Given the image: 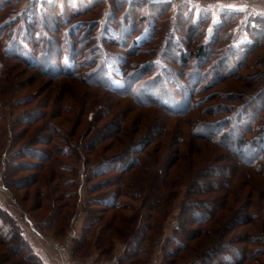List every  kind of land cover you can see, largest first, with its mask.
<instances>
[{"label":"rangeland","instance_id":"rangeland-1","mask_svg":"<svg viewBox=\"0 0 264 264\" xmlns=\"http://www.w3.org/2000/svg\"><path fill=\"white\" fill-rule=\"evenodd\" d=\"M29 1L15 0L1 14L4 21L14 22L19 31L13 39L18 40L19 47L23 44L25 57L37 61L38 69L6 57L0 42V202L18 220L23 232L29 233L26 239L32 248L36 244L44 262L63 264L60 247L70 245L68 253L73 260H92L95 264H110L113 258H119V264H200L198 254L216 246L219 248L215 252L225 253L223 259L220 255L219 264L237 263L236 253L242 250L243 264H264V144L259 142L264 130V43L249 51L230 74L231 54L219 49L226 46L221 40L207 49L214 52L212 59L196 56L201 42L209 41L214 25L222 21V12L217 10L222 0L211 7L213 14L204 27L205 35L198 30L190 32L188 27L192 13L198 18L201 9L209 10L201 7L202 0H70L71 4L55 2L54 7H46L54 0H31L40 13L44 43L38 47L42 41L38 38L36 42L32 39V44L21 43L23 18L27 14L32 18L35 10L27 5ZM44 8L47 14H43ZM51 21L55 34L50 33L55 30L50 27ZM234 35L235 46L247 42L238 26ZM45 48L60 58L64 51L63 71H69V66L75 68L73 76H51L55 61L50 63L43 56ZM215 71L225 76L213 84ZM32 112L41 119L24 125L34 116ZM243 115L254 119L242 120ZM110 125L121 132L114 130L110 136ZM94 131L103 133L106 139L93 152L84 151ZM130 146L128 158L147 163L145 172L157 175L168 186L159 197L164 212L167 210L162 213L164 221L158 225V232L149 233L155 239H147L140 246L142 252L133 258L127 247L135 232L125 239L114 237L113 231L105 232L110 244L97 245L103 226L118 212L130 216L132 210L103 209L104 205L97 202L104 200L101 194L109 196L117 187L99 193L91 190L98 182L119 176V172L101 176L96 169L102 163L110 164L109 159L122 160ZM143 146L147 147L145 151L138 153ZM26 149L50 155L51 161L42 164L29 155L16 157L15 164H42L45 169L36 173L25 170L28 166L16 170L11 166L4 174L7 152L16 155ZM172 162L170 177L165 178L163 170ZM141 171L137 168L123 177L115 199L117 206L133 207L137 214L134 231L152 222L147 223L149 211L138 198V190L131 187L132 182L146 180L140 177ZM34 174H38L39 182L33 185L4 183V179L21 182ZM69 182L73 186H68ZM198 187L201 195H195ZM172 192L175 199L170 202ZM61 205L63 217L72 214L64 225L61 219L56 224L51 217ZM97 209L104 213L89 212ZM157 210L152 212L156 217ZM209 214L211 219L205 224ZM26 216L42 238L26 230ZM97 216H101V222L88 220ZM89 224L92 230H87V243L80 248L75 245L76 238H82ZM224 224L227 235L220 238L215 231L210 238L205 235L191 241V232L175 234L180 227L209 234L213 228L222 230ZM166 226L168 240L180 237L181 242L191 244V249L181 252L176 260L165 257L164 243L169 246ZM73 228L75 238L70 235Z\"/></svg>","mask_w":264,"mask_h":264},{"label":"trees","instance_id":"trees-1","mask_svg":"<svg viewBox=\"0 0 264 264\" xmlns=\"http://www.w3.org/2000/svg\"><path fill=\"white\" fill-rule=\"evenodd\" d=\"M19 1H28V0H19ZM61 1L66 2L67 4H71L70 0H54V1H49L46 3V7L47 6H52L54 7V4L56 2V4L60 3ZM116 1V0H114ZM11 2H15V0H0V42L2 43V46L4 47V51L3 54L6 57H10V58H14V59H18L21 61H24L27 65H30L32 68L34 69H38V64L37 61H31L29 58L25 57V54L23 53V51L21 50L23 47V44L21 47H19V43L18 40H14V35L16 34V32H18L19 30H16V28H14V22L12 21H4L3 18H1V14L4 13L6 6L10 5ZM73 2V1H72ZM117 2V1H116ZM118 3V2H117ZM13 4V3H12ZM36 2L34 1V6L32 7V9L35 7ZM74 6V5H73ZM132 7V5L130 6V8ZM70 10H74V8H71L69 6ZM170 7H168L169 9ZM35 10H33L31 12L32 14V18L27 15L24 16L23 18V22L22 24H24L25 26L23 27L24 29V33L22 36V40L21 43H26V44H32V39L35 41V39H39L42 40L40 41L38 47L41 46L42 43H44L43 40V35H42V28L39 26V21H38V17L40 15V13L38 12V10H36V8H34ZM41 11V10H39ZM43 14H47V9L44 8ZM202 12H200L198 18H195L194 14H191V23H188V27L191 30L190 32H198L199 33L201 31V33L203 35H205L204 32V27L208 24V22L210 21V17L211 14H213V10L212 8H210L209 10H203L201 9ZM76 12H74L75 14ZM188 14V13H187ZM55 15V14H53ZM242 16V14L240 13H236L233 11H224L221 14V19L222 21H220L219 23L214 25V32L213 35L211 36V39L207 42L202 41L201 46L196 54V56H198L199 58L201 57H208L209 59L213 58V56L215 55L213 51H207L208 48H210L209 46L211 44H215L217 43L216 41L221 40V42L226 43V46H221L219 49L226 51L228 54H231V62L229 60V70H230V74L234 71V69L240 65L243 61V59L246 58L247 53L249 51H251L253 48H256L258 46H260L261 44L264 43V17H261L260 15L257 16H250V18L244 22L241 23V30L244 32V34L246 35L247 38V42L239 45V46H235L234 44H232V39L235 36V28L239 25V18ZM56 18V17H55ZM57 19V18H56ZM58 20V19H57ZM189 21V22H190ZM53 25V21H51V29H55ZM82 26V24L80 25ZM79 26V27H80ZM40 28V31L37 30V28ZM46 29V26L44 27ZM48 29V27H47ZM55 31H51V34H55ZM9 32L7 39L5 40V33ZM58 32V31H57ZM51 42H53V39H50ZM55 42V41H54ZM53 44V43H52ZM49 44V45H52ZM19 45V46H18ZM35 46V44H33ZM32 45V46H33ZM9 47H11V50L13 48V50L16 48V51H11L9 50ZM71 47V44H70ZM20 50V52H19ZM11 51V52H9ZM44 57H47L50 60V63H52L53 61H55V63L52 65V67L54 68L51 69L50 68V75L51 76H58V75H68L73 76V71H75V68H72L69 66V71H63V64H62V60L64 59V55H66V53H64V51L62 52V56L60 58V56L58 54H53L51 52L50 49H44ZM58 53V52H57ZM218 54H220V52H218ZM24 56V57H23ZM64 56V57H63ZM34 56L32 55L31 58H33ZM41 57V56H39ZM73 57L74 56V51H73ZM234 57V58H232ZM223 67H225L226 65L224 64V62H221ZM226 63V62H225ZM228 64V65H229ZM220 66V64H219ZM47 72V71H46ZM215 77H214V81L213 84L216 83L220 78H222V76L225 75H219L218 72L215 71ZM99 85V84H98ZM186 94V92H185ZM2 105L0 104V107ZM31 114H34V116H37V120L35 121L34 116H30V118H28L29 120L27 122L24 123V125H32L33 123L37 122L38 119H41V117H38V114L35 112H32ZM241 119L243 120L244 118L247 117V120L250 119V121L252 119H254V117L250 116H240ZM249 123V121H248ZM109 129L107 131H109V135L112 136L115 132L120 133L121 130L119 127L114 126V125H110V127H108ZM12 133H11V138L12 137ZM106 139V136H104L103 133L98 132V131H94L93 133V138L90 142H88L87 146L85 147L84 151H94L98 146L101 145V143L103 142V140ZM53 140V139H52ZM259 142H262L264 144V130L261 132L260 137H259ZM258 142V143H259ZM92 143V146H91ZM48 144V143H47ZM230 145V144H227ZM244 146V145H243ZM147 147L143 146V148L138 149V153L140 152V154H142L145 149ZM10 151V150H9ZM62 152L65 154V150L62 149ZM75 153V150L73 151ZM8 153V157L5 160V162L3 163L5 166V171L4 174L8 173L11 169V166H13V169H19V167H24V166H28L30 167L29 169H25V170H33L37 173L43 171L45 168L43 166H41L42 164L48 163L49 161H51V156L44 154L43 156H41V154H38L34 151L29 152V149L24 150L22 153H18L16 155L12 154L11 152H7ZM131 153V146L130 148L124 152L122 154V160H118L119 158H112L107 160V162H109L110 164H106V163H102L101 166L96 169V173L102 175H109L112 173H117L119 172V176L118 177H113V178H108L106 180H102L100 182H98L97 184L91 186V190H93L94 193H99L100 191L103 190H107L109 188L112 187L115 188L117 187V190H115V192H112L111 195L109 196H105V194H101L102 196H100L102 201L97 200L98 203H100L101 205H104L103 209H107V207L109 209H117L119 208V210H132V214L130 216H126L125 214H121L118 212V214L113 218V220L110 223H107L103 226L102 228V232L100 233L98 239H97V245L98 246H102L105 245L107 243L110 244V240L111 238L109 236H106L107 234L105 232L108 231H113L114 237L116 236V238H120V239H125V238H129L133 232H135L134 236L132 239H130L129 242V246H131L130 248L127 247V252H130V255H132L131 257H135L138 254H140L142 252L140 246L142 244H144L146 242V240L148 239H152V241L155 239V236L151 235L148 236L150 232H158V230L160 229V227H158V225L160 224L161 221H164V217H162V213L165 214L166 211L164 212V208L161 207L160 204H162V198L159 199L161 193L165 192V189L168 188L167 186V182L165 181H160L159 177L157 175H152L149 174L148 172H145L144 168H148V164L147 163H140L139 160L137 159H131L128 158L129 155ZM56 154V153H54ZM129 154V155H127ZM29 155V156H28ZM127 155V156H126ZM32 157L35 159H39L40 163H42L41 165L39 164H25L22 162H16L15 164V158L19 157V158H24V157ZM1 160V159H0ZM125 161L128 165H124L122 161ZM178 161V160H177ZM139 163V164H138ZM175 162H172V164H170L169 166H167V169L163 170L164 171V175L165 178H168V176L170 177L171 171H172V166L174 165ZM1 165V162H0ZM147 165V166H146ZM141 169L142 171L140 172V177L141 178H146V180L143 181H138L136 182V184L134 182H132V188L133 189H137L139 192V199H141V201L143 202L144 208H146L149 212L146 215V221H148L147 223H149L150 221L151 224H147L146 226L143 227H137V230L134 231V225H135V218H137V214L133 211V207L130 205H121V206H117L116 204V197H119L118 193L121 190V187L123 186V177H125L126 175H130L132 173L133 170L135 169ZM116 169V171H115ZM54 174V173H53ZM54 175H52L53 177ZM140 178V179H141ZM139 179V180H140ZM4 183L8 184V185H12V184H19V183H24V184H36L39 182V176L38 174H34L31 178H29V176L26 179L21 180V182H17L15 180H6L4 179ZM203 180H201L198 185H200L202 183ZM177 183V180H175V184ZM70 185L73 186V183H68ZM25 185V186H27ZM195 186H192L191 188L193 189ZM114 191V190H113ZM175 191V190H172ZM213 191V190H210ZM174 192H172V194H170V202L175 199ZM203 192L199 189L197 192L195 193V195H201ZM38 195H42V193H38ZM66 196V195H64ZM168 196V195H167ZM68 197H71V194H68ZM168 205V203H166ZM198 206L201 205V203H197ZM106 206V207H105ZM204 205H202L201 207H203ZM62 205L59 206L58 208L54 209V213L51 214V217L53 216L54 220H56V224L57 222L61 219V225H64L66 223V221H69V219L71 218L72 214H70L69 216H62V214H60V210H62ZM157 210V214L158 217L154 216L152 214L153 211ZM88 211V210H87ZM86 211V212H87ZM101 211V212H100ZM104 210H90L89 212L93 215L97 214L100 212V214H103L104 212H102ZM210 215L209 214L206 218V222L210 221ZM181 216V215H180ZM73 217H76L75 215ZM56 218V219H55ZM101 216H97L95 218L89 219L88 220L91 223H99L101 222L102 219H100ZM204 218V217H203ZM100 219V220H99ZM223 219V218H222ZM168 221V214H166L165 217V221ZM52 224H54V221H51ZM204 224V225H205ZM225 225V224H224ZM85 227V226H84ZM91 224H89V226L87 225L84 228L85 233L83 232V236L82 238H76V244L77 246H79L80 248L82 247V245H85L87 243V240L84 239V235L86 234L87 230L90 229L92 230ZM162 227V226H161ZM175 228V227H174ZM186 228H177L175 231V234L180 236V235H187V233L191 232V235L188 236V241L191 240H195V239H202L205 237V235H207L208 238L211 237V233L215 231V235L217 238L222 237L223 235H227V230H226V225L223 226L222 230H220L221 228H218L216 230H214V228L209 232V234H207V232L202 231V232H192L190 230H185ZM156 232H155V231ZM132 232V233H130ZM57 233V232H56ZM130 233V234H129ZM193 234V235H192ZM180 237H171L167 238V240L169 241V246H166V242L164 243L165 246V257H171L172 259L176 260L179 255L181 254V252L187 251L189 249H191V244L189 242L185 243V242H181ZM249 239V238H248ZM151 241V242H152ZM248 240L246 239L245 242H247ZM168 243V242H167ZM75 246L74 248L76 249ZM171 249H170V248ZM219 247L213 246V248L209 251H204L202 252V254H198V258H201V262L200 264H209L210 262H215V264H219L220 262L218 261L220 259V255H221V259H223L225 257V253L222 254H218L219 251L215 252V249H218ZM106 249H104L103 251H105ZM162 250V249H161ZM145 251V250H144ZM235 252V250H234ZM163 254V252H161ZM229 253V252H228ZM236 253V252H235ZM244 250L241 251L240 253H236L237 255V263L235 264H243L246 263L244 262V260H240L241 255L244 254ZM169 255V256H168ZM207 255V256H206ZM165 260V258H164ZM239 261V262H238ZM234 263V262H233ZM0 264H46L44 262V260L42 259V257L37 254L35 252V250L32 248L31 244L28 242V240L25 237V234L23 232V229L20 225V223H18V220L2 205V203L0 202ZM162 264V263H161ZM168 264V263H167Z\"/></svg>","mask_w":264,"mask_h":264},{"label":"crops","instance_id":"crops-1","mask_svg":"<svg viewBox=\"0 0 264 264\" xmlns=\"http://www.w3.org/2000/svg\"><path fill=\"white\" fill-rule=\"evenodd\" d=\"M222 1H223L222 4H221V2L218 3V4H220L219 7H221V9H217V10H219L220 12H223V11L227 10V11H233V12L242 14V16L238 20L240 22L239 25H238V29L239 30H240L241 23L246 22L250 18V16L260 15L261 17H264V8H261L259 6L250 4L247 1H238V0H232V1L222 0ZM212 10H213V8H212ZM243 34H244V32H243ZM25 221H26V224H27L26 230L28 229L32 235L36 236V238H38V239L42 238L41 237V233L34 226L33 222L28 217L25 219ZM167 228H168V226H166V229H165V238H168V230H167ZM173 229H174V226H173ZM25 232H26V234H25ZM25 232H24V234L27 236L29 233L27 231H25ZM33 248H34L35 252L41 256L42 252L39 251V249L37 248L36 244H35V246ZM47 264H51V263L49 262Z\"/></svg>","mask_w":264,"mask_h":264},{"label":"built area","instance_id":"built-area-1","mask_svg":"<svg viewBox=\"0 0 264 264\" xmlns=\"http://www.w3.org/2000/svg\"><path fill=\"white\" fill-rule=\"evenodd\" d=\"M246 1L251 2L252 4H255L256 6H259L261 8H264V0H258V1L246 0ZM199 4L201 5V7L211 8L217 4V0H202V1H199ZM27 5H29V7H32L33 1L30 0L29 2H27ZM0 177H1V173H0ZM3 187L4 186L2 185V188ZM74 226H76V225H74ZM76 233L77 232H76L75 228H73V230L70 233L71 238H75ZM54 245L56 247H59L58 243H54ZM69 249H70V245H66L65 247H63V246L60 247V250H62L64 252L62 254L63 257L65 258V262L63 264H95L94 261H92V260H89L86 262H82L79 260H73L68 253ZM106 264H108V263H106ZM110 264H119V258H113Z\"/></svg>","mask_w":264,"mask_h":264}]
</instances>
